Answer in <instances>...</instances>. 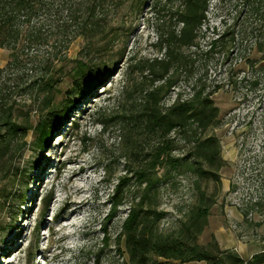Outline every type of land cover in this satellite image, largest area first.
<instances>
[{
	"label": "rangeland",
	"instance_id": "374dc122",
	"mask_svg": "<svg viewBox=\"0 0 264 264\" xmlns=\"http://www.w3.org/2000/svg\"><path fill=\"white\" fill-rule=\"evenodd\" d=\"M178 1L168 0L166 5L159 3L153 7V0H138L137 4L136 0H127L123 7L110 12L103 36L95 35L88 42L81 37L67 38V47L61 52L65 63L54 74L50 108L70 105L66 104L69 99L78 100L44 148L35 145L36 131H28L26 145L13 160L9 173L0 175V264H127L124 240L118 238L119 226L130 196L139 189L133 181L129 182L122 189L121 205L108 219L110 199L117 178L130 166L128 158L137 161L153 145V140L144 136L139 125L129 132L132 126L126 128L117 122V117L136 109L141 92L150 87L149 77L144 76L146 72L140 73L139 66L163 54L158 49L160 35L173 29L169 15L174 13ZM261 25L260 14H250L248 5L236 0H211L205 22L196 30V46L181 48L184 55L190 56L191 63L181 64L170 73V90L174 91L163 93L162 107L172 103L175 92L188 99L193 90L204 88L207 92L218 85L210 96L218 109V125L205 136L220 141L224 138L222 123L226 113L242 102L259 103V111L264 101V37L255 40L247 34L245 38H236L225 45L223 56L208 58L201 53L207 49L208 37L213 32L228 29L249 33L257 28L264 31ZM9 56V50L0 49V68ZM77 60L105 73L104 82L91 84L93 90L80 99L73 96L71 88ZM54 67L56 70L59 63ZM92 86L85 84L84 88L83 84V92ZM42 97L43 93L37 91L16 97L20 113H28L33 127L47 112ZM172 137L171 155L184 160L165 176V168L156 170L159 181L148 199L163 215L155 232L176 233L180 221L187 219L192 209L205 206L212 199L197 242L216 253L208 221L213 211L226 207L223 201L231 164L222 156L221 148L213 164L193 163L195 159L189 153L193 151L192 143L200 137L195 124L184 134L175 132ZM191 167H201L209 174L194 172ZM49 195L43 215L44 201ZM260 210L251 221L237 210L245 223L227 221L238 241L259 240L260 226L254 221L264 214V206ZM232 223L237 226L235 230L230 227ZM250 231L255 238L240 239ZM147 264L179 263L151 254Z\"/></svg>",
	"mask_w": 264,
	"mask_h": 264
},
{
	"label": "trees",
	"instance_id": "16d2710c",
	"mask_svg": "<svg viewBox=\"0 0 264 264\" xmlns=\"http://www.w3.org/2000/svg\"><path fill=\"white\" fill-rule=\"evenodd\" d=\"M127 0H0V49L10 51L9 60L0 68V175L7 176L13 160L25 147V137L30 130L37 133L35 145L42 149L48 145L51 136L67 119L69 109L77 100H66L62 108L51 109L50 99L54 88V74L60 72L65 63L62 50L66 49L68 37L84 38L86 42L95 35L99 37L107 31V20L111 11L123 7ZM211 0H179L174 13L169 15L173 29L162 33L158 49L163 50L161 57L145 60L139 66L140 73L146 72L150 79V87L143 90L140 104L128 115H120L117 122L132 126L133 131L139 125L145 137L153 140V145L143 152L137 161L128 158L129 165L124 174L117 178L114 193L111 197V219L116 208L121 205L122 189L133 181L139 189L130 196L124 218L119 226L118 238H123L127 264H147L149 256L172 260L179 264L204 262L206 264H262L264 253L255 254L248 260L240 259L229 251H221L213 241L216 253L198 244L200 235L213 203L210 199L205 206L192 209L187 219L180 221L176 233L159 235L156 225L163 213L157 211L150 203L149 196L157 181L156 170L165 168L162 176L176 168L183 158L172 156L174 139L172 134H184L191 124H195V132L200 136L193 144L190 152L195 159L193 163L202 161L213 164L218 156L220 144L214 136H205L206 132L218 125V109L213 106L210 96L219 88L213 86L210 91L204 88L192 94L190 98L180 100V95L166 108L162 107L163 93L170 90L172 80L170 73L179 65L191 63L189 55H184L181 48L196 46L199 37L197 28L205 22L206 12ZM249 7L250 14H260L264 30V0H236ZM138 0H136V4ZM159 3L166 5L168 0H153L152 6ZM262 6V8H261ZM180 26L176 29V26ZM257 31V32H255ZM247 34L255 40L264 37V31L257 28L249 33L243 31L213 32L208 37L207 49L201 53L205 57L216 54L223 56L227 43L236 38H245ZM61 43H66L61 46ZM62 47V48H61ZM261 48V47H260ZM262 50V49H260ZM232 52V51H230ZM59 67L54 70V64ZM105 73L101 69L81 60L75 61L72 75L73 96L81 98L93 90L95 82L102 84ZM155 82H161L156 85ZM83 84L92 86L83 92ZM97 84V85H98ZM256 84V83H252ZM25 85V87H24ZM42 92L46 114L33 127L28 113H20L16 97L25 92ZM71 94V93H70ZM21 97V96H20ZM72 98V96H71ZM74 98V97H73ZM136 110V111H135ZM20 117V120H19ZM121 125V127H122ZM138 153L136 152V155ZM140 154V153H139ZM188 158V156L186 157ZM133 163L136 166H133ZM223 163V162H222ZM197 165V164H196ZM194 172L209 174L201 167H191ZM51 195L44 201L47 210ZM106 241V238L104 239ZM120 253V252H119ZM120 253V255H124ZM34 256V253H32Z\"/></svg>",
	"mask_w": 264,
	"mask_h": 264
},
{
	"label": "built area",
	"instance_id": "2783aa9c",
	"mask_svg": "<svg viewBox=\"0 0 264 264\" xmlns=\"http://www.w3.org/2000/svg\"><path fill=\"white\" fill-rule=\"evenodd\" d=\"M177 95L173 94L174 99ZM262 104L258 111L259 103L242 102L226 113L222 123L224 138L218 139L222 156L231 164L223 203L239 211L247 221L264 206V101ZM230 227L237 228L234 223ZM255 236L250 231L240 239L247 241Z\"/></svg>",
	"mask_w": 264,
	"mask_h": 264
},
{
	"label": "crops",
	"instance_id": "0c3cea01",
	"mask_svg": "<svg viewBox=\"0 0 264 264\" xmlns=\"http://www.w3.org/2000/svg\"><path fill=\"white\" fill-rule=\"evenodd\" d=\"M226 182L227 190L229 188V179H227ZM228 220H232L237 223H245L236 209L226 207L223 208V211L221 209L218 212L213 211L208 221V232L210 233V238L217 244L219 250L234 253L244 261L250 259L255 254L264 253V214L259 216V218L254 221L260 226L258 229L260 232L259 240L251 241L249 243H242L237 240L235 234L227 226ZM200 263L206 264L204 262H191L186 264Z\"/></svg>",
	"mask_w": 264,
	"mask_h": 264
},
{
	"label": "bare ground",
	"instance_id": "6f19581e",
	"mask_svg": "<svg viewBox=\"0 0 264 264\" xmlns=\"http://www.w3.org/2000/svg\"><path fill=\"white\" fill-rule=\"evenodd\" d=\"M80 171V170H79ZM82 171V170H81ZM77 176V175H76ZM72 180V179H71Z\"/></svg>",
	"mask_w": 264,
	"mask_h": 264
}]
</instances>
